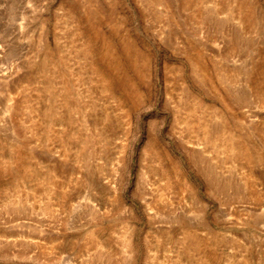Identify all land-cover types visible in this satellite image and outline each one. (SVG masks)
Returning <instances> with one entry per match:
<instances>
[{"label": "rangeland", "instance_id": "obj_1", "mask_svg": "<svg viewBox=\"0 0 264 264\" xmlns=\"http://www.w3.org/2000/svg\"><path fill=\"white\" fill-rule=\"evenodd\" d=\"M263 97L264 0H0V264H264Z\"/></svg>", "mask_w": 264, "mask_h": 264}, {"label": "bare ground", "instance_id": "obj_2", "mask_svg": "<svg viewBox=\"0 0 264 264\" xmlns=\"http://www.w3.org/2000/svg\"><path fill=\"white\" fill-rule=\"evenodd\" d=\"M246 77L248 76V75H245ZM247 79V78H246ZM264 98V97H263ZM264 100V99H263ZM259 104V103H258ZM263 104H264V102H263ZM262 105V104H261ZM223 187V186H222Z\"/></svg>", "mask_w": 264, "mask_h": 264}]
</instances>
